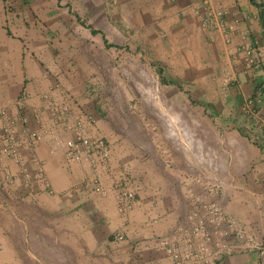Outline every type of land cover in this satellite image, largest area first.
I'll return each instance as SVG.
<instances>
[{"label": "rangeland", "instance_id": "374dc122", "mask_svg": "<svg viewBox=\"0 0 264 264\" xmlns=\"http://www.w3.org/2000/svg\"><path fill=\"white\" fill-rule=\"evenodd\" d=\"M107 7L110 3L100 0H0V88L11 87L14 92L19 85L16 94L0 97V140L5 118L21 114L31 119L36 111H44L47 118L49 103L91 114L96 119L93 136L104 138L112 148L107 170L98 173L87 164L69 166L61 150L54 157L56 145L50 133L41 135L36 148H22V159L30 170L35 169L34 158L42 164L41 157L52 159V165L71 178L72 184L60 197L76 222L73 226L72 221H64L61 226L76 230L78 252L102 248L112 264H169L159 245L161 238L188 227L189 221L211 218L213 204L235 218L223 208L218 175L212 169L189 171L213 158L204 140L205 125L213 122L205 107L213 99L197 92L201 88L192 80L162 78L153 42L115 13H106ZM5 159L14 173L8 171L16 181L14 190L20 187L21 169L11 157ZM98 174L100 181L95 183ZM45 176L53 190L47 172ZM3 182L0 175L1 188ZM98 184L101 193H96ZM120 188H130L134 203L144 205L143 210L153 205L150 211L140 210L153 221L149 235L147 225L134 226L135 210L123 215L117 206L124 224L112 225L92 208L102 203L99 209H106L105 201L113 202L110 191ZM41 191L45 190L37 192ZM236 220L248 235L236 245L247 248L257 241L256 230L249 231ZM90 230L93 237H85ZM68 231L59 243L66 254L73 249L67 243ZM118 235L123 240L116 239Z\"/></svg>", "mask_w": 264, "mask_h": 264}, {"label": "crops", "instance_id": "0c3cea01", "mask_svg": "<svg viewBox=\"0 0 264 264\" xmlns=\"http://www.w3.org/2000/svg\"><path fill=\"white\" fill-rule=\"evenodd\" d=\"M102 1L110 3L106 13H115L136 33L145 34L153 42L156 58L163 68L162 78H172L168 80L173 82L192 80L201 88L197 92L213 99L210 107H205L213 122L205 125L207 138L204 139L213 158L208 165L192 167L189 171L212 169L218 175L225 212L235 216L249 231L256 230V240L264 247V140L256 142L247 133L248 129L252 130V124L244 113L249 98L264 84V0H210L213 8L228 12V22L239 20L230 43L222 30L202 29L198 16L200 0ZM247 45L258 56L255 66L248 64L251 57L245 53ZM18 87L14 92L11 87H1L0 97L16 94ZM259 108L264 111V103ZM40 160L52 183V192L41 191L29 198L23 187L11 191L0 187V264H112L102 248L92 253L80 248L77 251L76 230L73 228L71 232L68 231L71 228L66 230L61 226L64 221L68 224L72 221L73 226L76 222L60 197L72 180L52 165L55 163L52 159L41 157ZM110 192L107 195L113 202L105 201L106 209H99L102 203L92 208L107 217L101 219L106 223L122 225L124 219L115 211L117 192ZM143 207L134 203L132 210L137 211L134 226L147 225L145 232L149 235L153 221L142 211H150L151 207L147 205L148 210ZM66 231L67 243L73 247L67 254L59 245ZM83 235L92 238V230ZM216 264H264V252L236 251Z\"/></svg>", "mask_w": 264, "mask_h": 264}, {"label": "built area", "instance_id": "2783aa9c", "mask_svg": "<svg viewBox=\"0 0 264 264\" xmlns=\"http://www.w3.org/2000/svg\"><path fill=\"white\" fill-rule=\"evenodd\" d=\"M173 1V0H168ZM201 5L198 16L204 31L212 29L222 30L226 42H231V34L237 29L239 20L228 22V12L224 9H215L210 0H200ZM248 36V35H246ZM247 41V38L245 37ZM245 53L250 58L249 65L258 64V56L250 46L245 47ZM255 54V55H254ZM264 103V84L249 98L245 107V116L252 124L248 129L254 141L264 140V111L259 106ZM20 109L24 107L22 101L18 102ZM48 117L44 111H36L30 119L28 116L18 114L14 119L5 118L6 127L0 140V175L3 178V189L10 190L16 181L11 179L9 166L5 163L6 157H11L21 169L20 187L26 191L27 196L37 194L38 190H49V182L45 176L44 163L35 160V169L30 170L27 162L21 157L22 148L32 150L41 140V135L50 133L56 145L54 156L62 151L69 166L87 164L94 172L107 170L111 167L113 152L111 145L102 137H95L91 129L96 124V119L87 112H72L68 105L60 106L56 103L46 105ZM63 132L68 133L67 137ZM259 136L257 137V135ZM33 160V159H32ZM8 167V169L6 168ZM11 174L14 173L11 171ZM95 183H99L100 176L95 175ZM99 180V181H98ZM101 184L96 185V192L101 193ZM117 192V206L120 214L126 215L134 206L135 193L130 188H120ZM211 218L195 219V223L188 222V227H181L171 236L161 238L160 247L169 264H216L225 255L236 251L257 249L264 252L263 243L252 241L247 248L236 243H242L247 238L246 230L232 217L225 216L221 208L212 205ZM116 239L123 240L122 235Z\"/></svg>", "mask_w": 264, "mask_h": 264}, {"label": "trees", "instance_id": "16d2710c", "mask_svg": "<svg viewBox=\"0 0 264 264\" xmlns=\"http://www.w3.org/2000/svg\"><path fill=\"white\" fill-rule=\"evenodd\" d=\"M94 33H96V32L94 31Z\"/></svg>", "mask_w": 264, "mask_h": 264}]
</instances>
